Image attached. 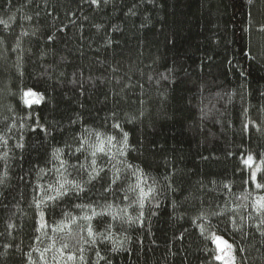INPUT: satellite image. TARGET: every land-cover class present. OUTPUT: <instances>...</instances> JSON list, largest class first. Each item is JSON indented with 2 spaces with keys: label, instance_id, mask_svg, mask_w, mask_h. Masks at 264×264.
Instances as JSON below:
<instances>
[{
  "label": "trees",
  "instance_id": "1",
  "mask_svg": "<svg viewBox=\"0 0 264 264\" xmlns=\"http://www.w3.org/2000/svg\"><path fill=\"white\" fill-rule=\"evenodd\" d=\"M0 19V264H221L214 234L236 264H264V0H0ZM28 90L42 102L27 106ZM121 129L126 155L97 152L100 176L84 183L81 137L118 146ZM60 159L78 195L49 190ZM141 176L154 189L143 209ZM120 209L142 210V225L121 226ZM89 224L130 242L85 243Z\"/></svg>",
  "mask_w": 264,
  "mask_h": 264
},
{
  "label": "snow or ice",
  "instance_id": "2",
  "mask_svg": "<svg viewBox=\"0 0 264 264\" xmlns=\"http://www.w3.org/2000/svg\"><path fill=\"white\" fill-rule=\"evenodd\" d=\"M91 2L93 4H96L97 6H99V0H91ZM105 3L108 2V0H104ZM14 19V17H9V20ZM30 19V17L28 18ZM0 24L5 25V27L8 26V21L7 20H3L0 19ZM23 35H27V32H23ZM49 41L52 39L51 36H49ZM3 44V39L0 38V45ZM17 47H19V41L17 43ZM171 71V70H169ZM162 79H167L166 75H162ZM28 94H32L35 95V93H25V95ZM38 126L39 122L37 121ZM13 127H15V125H13ZM41 130L44 131L47 134V129L43 128V126H40ZM114 127L119 128V124L114 125ZM86 132H88L89 135H93V133L89 132V130H85ZM122 132V139L118 142V146L117 144H114L113 141H115V137L114 136H105L102 138V134L100 133H95V142L90 143L89 140L85 137H81L80 140V146L78 148L75 149V151L77 152H81L85 150V145H87V149L90 150V155L93 157L92 161H91V165L93 166L92 169L89 171L88 169H86L83 165H81L80 167L82 169H84L87 172V180L84 181V183H91L93 180H96L99 176H100V170H97L94 166L96 165V160L95 157L97 155V152L103 153L104 155L109 156V158H114L115 155H119V156H124L126 155V149L128 148V133L127 132H123V130L121 129ZM0 143H2L3 145H7V140L4 139V137L0 136ZM107 145V147H106ZM16 147L18 148H23L22 144H17ZM116 149V152H113V149ZM62 149H55L53 152V158L54 159H58L60 154L62 153ZM72 153L70 152L69 155H71ZM8 158V153L4 152L3 156H0V159H4L5 161ZM249 161L251 162L252 158L249 157L248 158ZM264 163V162H262ZM67 161L64 159H60V167L57 169L58 172L61 173V178H59L57 180V184L58 187L55 189H52V187H49V190H54L56 192V196H64V195H68L70 190H74L75 193L78 195L80 192L84 191V187H83V183H78L76 180H68L67 176L65 175V173L67 172ZM128 168H132V165H127ZM119 171V170H117ZM257 171H259V167L257 168ZM136 172H141V170L137 167L136 168ZM70 175V173H69ZM7 178V171L5 169L4 175L3 177H0V185H3L5 183V179ZM118 178V176L116 177ZM116 178H114L112 180V183L114 184L116 182ZM252 180L253 182L256 181V174L255 172H253L252 174ZM144 184L143 178L142 176L138 178L137 184L131 189L132 191H136L137 188L139 189V193L137 196V202L139 204L140 209H143L144 207V202L145 200H147L152 193L154 192V189L151 186L147 187V191H145V188L142 187L141 185ZM65 185H69L70 187H65ZM255 187L257 189H264V183H255ZM110 190V189H106ZM55 196H50L48 197V199H55ZM127 195L125 196V199H127ZM79 207V206H78ZM109 208L111 207V205L108 206ZM158 207V205H157ZM255 209L256 212L261 215L262 219H261V223H264V196H260L256 199L255 201ZM121 212L124 213V216H118V214L116 213H111L112 215V219L116 220L119 219L121 226H123V224H132V223H136V222H140L142 225V218H143V211L141 210L139 213V216L136 217L135 219L129 215H127V209H120ZM103 214V213H101ZM153 215L155 213H152ZM97 215V213L95 212V209L92 210V216ZM83 219L85 220H91L92 217L91 216H85L83 217ZM76 220L75 218L72 219L71 223H75ZM63 227H67L69 229V232H71V226L70 224L68 225H64ZM63 227H61L59 230L63 231ZM111 225L108 226V229H106L105 231L99 232V233H95L93 231V228L91 226V224H89L87 226V233L88 236L90 237V240L85 241V243L91 244V245H96L97 239H100L101 242L109 241L112 243L113 248L112 251H119V250H123V247L125 245V242H130V238L129 237H123V238H113V235L110 231L111 229ZM260 225H257V228L259 229ZM261 235H264V232H261ZM216 240H223L222 237H215ZM223 244L225 246L226 249L231 250L232 249V245L229 244L227 241H223ZM54 246V245H53ZM67 244L63 245L60 249L61 252H63L64 248H67ZM219 248V245H218ZM81 252H83V248L80 249ZM96 255L99 257L100 260H104L105 257L100 255L99 250L96 251ZM218 260L223 259L222 256H217L216 257ZM69 259H76L75 256H69ZM79 259L81 261H83L84 257L81 256L79 257ZM33 264H35V262H33ZM97 264H99V261H97ZM108 264H111V261H108ZM224 264H235V257L232 255H229L228 259L224 261Z\"/></svg>",
  "mask_w": 264,
  "mask_h": 264
},
{
  "label": "rangeland",
  "instance_id": "3",
  "mask_svg": "<svg viewBox=\"0 0 264 264\" xmlns=\"http://www.w3.org/2000/svg\"><path fill=\"white\" fill-rule=\"evenodd\" d=\"M35 93V95L32 94H28L25 95V93ZM24 93V102L27 106H31V105H35V104H40L42 102L43 96L41 93L33 91V90H28L25 91ZM249 164H251V166L253 167V171H256L258 168V164L251 160V162L249 161ZM215 237H222L219 234H214L213 235V242L216 248V257L217 256H222L223 259L217 260L221 263L224 264V261L228 259L229 255H232L235 257V251H234V247H232L231 250H228L225 248L223 241H227L229 244H231L228 240H226L225 238H223V240H216ZM219 245V248H218ZM232 245V244H231ZM235 264H236V257H235Z\"/></svg>",
  "mask_w": 264,
  "mask_h": 264
}]
</instances>
